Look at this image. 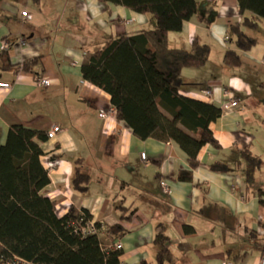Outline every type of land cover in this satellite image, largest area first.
<instances>
[{
  "label": "crops",
  "instance_id": "0c3cea01",
  "mask_svg": "<svg viewBox=\"0 0 264 264\" xmlns=\"http://www.w3.org/2000/svg\"><path fill=\"white\" fill-rule=\"evenodd\" d=\"M196 2L203 20L187 21L181 32L169 34L168 44L210 48L204 67L182 71L180 94L220 108L222 116L210 125L220 149H201L200 165L188 183L176 181L180 171L190 170L184 152L171 142L137 138L118 119L110 95L82 77L86 53L121 35L154 29L148 16L99 0H0V66H10L0 82L12 85L0 88V145L15 125L45 133L60 126L64 132L55 140L40 142L50 178L44 193L56 202L59 217L71 207L85 209L93 223L106 228L122 223L115 204L134 211L118 241L121 264H158L157 226L169 238L166 264H258L264 250L258 195L264 191V24L244 29L257 43L239 51L226 39L229 28L244 19L237 0ZM24 9L31 14L28 20L21 18ZM3 42L9 44L6 50ZM229 50L240 53L239 67L225 64ZM32 61L35 72L18 70ZM42 78L51 85L40 86ZM226 90L240 102L237 108H229ZM245 150L262 160L253 185L245 178ZM215 163L227 165V171H213ZM77 168L90 177L83 194L72 187ZM102 242L109 246L104 236Z\"/></svg>",
  "mask_w": 264,
  "mask_h": 264
},
{
  "label": "trees",
  "instance_id": "16d2710c",
  "mask_svg": "<svg viewBox=\"0 0 264 264\" xmlns=\"http://www.w3.org/2000/svg\"><path fill=\"white\" fill-rule=\"evenodd\" d=\"M99 2L146 15L155 28L121 35L109 41L104 49L86 53L81 68L83 79L110 95L118 119L137 138L171 142L179 147L190 170L180 171L176 181L192 183L193 170L200 165L201 149L206 145L220 149L210 125L222 116V110L180 94L184 85L182 71L204 67L210 48L195 42L191 50L173 49L169 47L168 36L181 32L184 24L194 17L203 20L198 3L196 0ZM237 4L244 19L229 28V39L239 51H249L257 42L244 29L264 24V0H237ZM224 62L239 67L240 53L227 51ZM36 63L26 62L18 70L35 72ZM8 69L7 64L0 66V77ZM47 140L45 132L15 125L10 128L5 144L0 145V248L4 259L28 264H121L122 251L115 249V245L127 234L123 223L132 220L134 211L122 203L115 204L122 223L107 228L93 223L92 215L85 209L71 207L65 216L59 217L56 202L44 193L50 178L41 162L44 152L40 142ZM242 155L246 182L253 185L262 160L248 150ZM227 168L221 163L211 166L215 172ZM89 182L90 177L77 168L73 190L83 194ZM258 195L264 207V191L258 190ZM91 224L95 232H90ZM102 236L109 246L103 244ZM154 244L158 247L157 263L170 262L169 238L161 226H157Z\"/></svg>",
  "mask_w": 264,
  "mask_h": 264
},
{
  "label": "built area",
  "instance_id": "2783aa9c",
  "mask_svg": "<svg viewBox=\"0 0 264 264\" xmlns=\"http://www.w3.org/2000/svg\"><path fill=\"white\" fill-rule=\"evenodd\" d=\"M21 18L23 20H28L31 18V14L29 12V10L27 9H24L22 10L21 12ZM133 20H129L128 23H132ZM227 40H229V38L227 37L226 38ZM19 43L21 45H25L27 43V40L24 38V37H21L19 39ZM9 47V44L7 42H3L2 44V50H6L7 48ZM38 84L40 86H43V87H49L51 85V82L48 78H42L38 81ZM12 87V85L10 83H2L0 82V88L2 89H10ZM206 95H211V90H207L206 91ZM225 96L226 98L229 100V108H237L240 104V102L233 97V94L229 91V90H226L225 91ZM101 117H105L106 114L105 113H101L100 114ZM64 132V130L58 126V125H54L52 126V128L46 133L47 134V139L48 140H55L57 138L58 135L62 134ZM142 159L143 161H146V155L145 154H142ZM162 186L164 187V189L166 191H168V186L167 184L164 182L162 183ZM95 228L94 226L91 224L90 225V232H95ZM122 244L120 242H118L116 245H115V249L117 250H122ZM0 264H28V263H25L23 261H9V260H6L4 259L3 255H2V252H1V248H0ZM223 264H233L231 262H224ZM258 264H264V251L262 252V255L260 257V260H259V263Z\"/></svg>",
  "mask_w": 264,
  "mask_h": 264
},
{
  "label": "rangeland",
  "instance_id": "374dc122",
  "mask_svg": "<svg viewBox=\"0 0 264 264\" xmlns=\"http://www.w3.org/2000/svg\"><path fill=\"white\" fill-rule=\"evenodd\" d=\"M250 33H251V31H250Z\"/></svg>",
  "mask_w": 264,
  "mask_h": 264
}]
</instances>
